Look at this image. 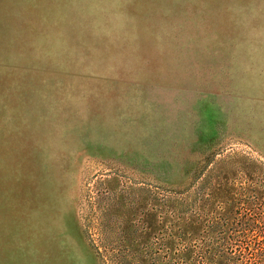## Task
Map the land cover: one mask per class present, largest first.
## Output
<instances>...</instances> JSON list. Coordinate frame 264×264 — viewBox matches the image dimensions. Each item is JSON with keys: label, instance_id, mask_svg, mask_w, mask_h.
I'll use <instances>...</instances> for the list:
<instances>
[{"label": "rangeland", "instance_id": "obj_1", "mask_svg": "<svg viewBox=\"0 0 264 264\" xmlns=\"http://www.w3.org/2000/svg\"><path fill=\"white\" fill-rule=\"evenodd\" d=\"M262 167L264 0H0V264H102L134 187Z\"/></svg>", "mask_w": 264, "mask_h": 264}, {"label": "trees", "instance_id": "obj_2", "mask_svg": "<svg viewBox=\"0 0 264 264\" xmlns=\"http://www.w3.org/2000/svg\"><path fill=\"white\" fill-rule=\"evenodd\" d=\"M210 173L189 185L134 187L149 207L134 200L141 226L119 229L117 253L104 235L102 264H264L249 223L256 216L264 220V168L258 178L244 174L236 184Z\"/></svg>", "mask_w": 264, "mask_h": 264}]
</instances>
